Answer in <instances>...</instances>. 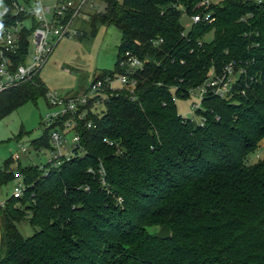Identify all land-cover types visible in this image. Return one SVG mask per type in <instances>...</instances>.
Wrapping results in <instances>:
<instances>
[{"label": "trees", "instance_id": "obj_1", "mask_svg": "<svg viewBox=\"0 0 264 264\" xmlns=\"http://www.w3.org/2000/svg\"><path fill=\"white\" fill-rule=\"evenodd\" d=\"M100 1L80 37L114 25L122 43L116 70L98 78L130 75L127 52L147 63L130 75L134 93L109 95L101 114L88 106L82 155L19 167L24 194L0 208V264H264V158L248 164L264 141V0ZM203 13L213 22L187 31L183 16ZM230 63L240 73L232 97L208 94L204 124L182 117L175 96ZM47 94L40 74L0 94V119ZM49 143L50 131L33 146ZM17 177L10 159L0 187ZM19 205L38 229L28 238ZM165 225L172 236L162 241L152 229Z\"/></svg>", "mask_w": 264, "mask_h": 264}, {"label": "built area", "instance_id": "obj_2", "mask_svg": "<svg viewBox=\"0 0 264 264\" xmlns=\"http://www.w3.org/2000/svg\"><path fill=\"white\" fill-rule=\"evenodd\" d=\"M89 1L54 0L53 5H47L46 0H0V94L32 81L48 63L60 41L80 34L79 24L90 17L84 10ZM91 3L95 6L93 2ZM203 5L209 7V1ZM213 20L210 13L196 14L191 17V22L187 26L212 23ZM162 42L160 39L155 41V44ZM146 63L138 56L127 52L120 62V67L127 70L131 76H135L144 70ZM239 74L235 64L230 63L222 74L212 72L208 80L197 89L191 90L190 94L199 90L198 97L201 102L208 94L230 98L234 85L240 78ZM130 75L117 77L109 75L101 79L97 77L93 85L82 95H69L64 99L48 95L51 105L62 109L46 122L50 127V142L53 145L49 165L58 167L64 161L75 157L76 153L83 154L82 138L78 130L83 127L82 121L88 114V106L92 104L91 109H97L109 100V95L125 88L134 93L138 80ZM116 81L121 84L120 88L115 87ZM173 100L176 101V97ZM195 107L200 108L196 105ZM200 121L204 124L205 119ZM85 127L91 129L93 124L87 123ZM68 130L74 132L71 140L67 138ZM26 153L28 149L23 148L15 155L14 160L20 161L22 154ZM102 174L105 175V172L102 171ZM24 190L23 183H19L13 196L21 198Z\"/></svg>", "mask_w": 264, "mask_h": 264}, {"label": "rangeland", "instance_id": "obj_3", "mask_svg": "<svg viewBox=\"0 0 264 264\" xmlns=\"http://www.w3.org/2000/svg\"><path fill=\"white\" fill-rule=\"evenodd\" d=\"M53 1L46 0V4L53 5ZM209 1L211 4L217 5L221 4L223 0ZM84 10L87 16L96 15L98 11L104 12L105 5L100 0H90ZM89 19L85 21L86 18L84 20L80 18L83 22L79 24V30L83 29ZM183 22L186 30H190L192 25L189 27L187 25L190 24L191 17L184 15ZM204 39L211 42L214 39V32L208 33ZM121 43L122 33L114 25L100 26L94 36L89 31L83 37H80L79 34L76 37H67L60 41L48 63L40 72V77L48 89L47 96L41 97L37 101H29L5 118L0 119V169L10 159H13L16 175L19 166L21 168L30 166L44 168L49 163L52 143L50 142L39 150L33 146V142L45 137L47 132L49 136L50 127L46 122L49 117L62 110L60 107L51 105L48 95L64 99L69 95L85 93L98 76L116 70ZM115 87L120 88L121 84L116 81ZM198 92L199 90L195 91L187 98L175 96L177 111L187 120L199 121L201 119V115L195 107V105L199 107L201 105ZM98 110L101 111L100 114L105 112V105L102 104ZM66 132H68L67 138L71 140L74 137V132L69 130ZM110 146H115V144H110ZM23 148L28 149V153L22 154L20 161H15V155ZM263 158L264 141L258 150L248 158V164H256ZM19 183H23V179L17 177L0 187V203H5L12 197ZM104 184L106 185L105 180ZM19 207L24 211V219L20 223L19 229L25 238L31 237L38 230L30 225L33 213L27 211L24 205H19ZM160 230L161 227H156L152 229V232L158 234Z\"/></svg>", "mask_w": 264, "mask_h": 264}, {"label": "water", "instance_id": "obj_4", "mask_svg": "<svg viewBox=\"0 0 264 264\" xmlns=\"http://www.w3.org/2000/svg\"><path fill=\"white\" fill-rule=\"evenodd\" d=\"M172 236L171 230L168 226H163L160 232L157 234V239L166 241L169 240Z\"/></svg>", "mask_w": 264, "mask_h": 264}, {"label": "crops", "instance_id": "obj_5", "mask_svg": "<svg viewBox=\"0 0 264 264\" xmlns=\"http://www.w3.org/2000/svg\"><path fill=\"white\" fill-rule=\"evenodd\" d=\"M98 12H101V11H98ZM20 167V166H19ZM19 167H18V170H19ZM20 174V173H19ZM18 174V175H19ZM19 178H21V176H19ZM14 194V193H13ZM5 206V203H0V208L1 207H4ZM0 241H1V219H0Z\"/></svg>", "mask_w": 264, "mask_h": 264}]
</instances>
